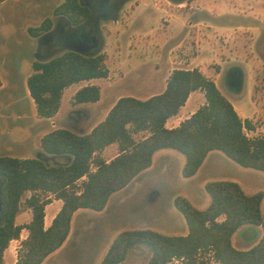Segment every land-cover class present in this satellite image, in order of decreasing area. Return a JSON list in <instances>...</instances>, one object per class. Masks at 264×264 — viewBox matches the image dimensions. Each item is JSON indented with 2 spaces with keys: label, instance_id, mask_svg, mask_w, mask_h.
Here are the masks:
<instances>
[{
  "label": "trees",
  "instance_id": "obj_1",
  "mask_svg": "<svg viewBox=\"0 0 264 264\" xmlns=\"http://www.w3.org/2000/svg\"><path fill=\"white\" fill-rule=\"evenodd\" d=\"M53 14L78 24L88 16L89 9L79 0H63ZM51 26L52 19L47 17L28 31L37 36ZM32 70L27 88L42 118L58 112L65 88L108 76L102 54L74 49L34 60ZM195 90L203 92L205 102L178 126L168 128L167 119L178 114ZM100 95L98 85L87 84L73 94L71 104L93 103ZM254 128L250 119L239 116L213 79L198 68H175L163 92L146 99L119 97L90 131L56 128L41 138L42 153L38 157L0 156V264H4L10 241L19 239L23 229L28 234L20 242L15 264H41L67 239L76 210H103L113 193L151 166L157 150L171 148L183 154L185 178L193 176L213 150L243 167L264 172V135L250 137L245 132ZM143 132L147 134L137 140L135 136ZM112 143H117L119 152L106 160L102 152ZM46 156L56 160L50 163ZM205 189L210 196L205 209L196 208L182 195L174 198L175 207L185 218L186 234L170 235L149 228L122 230L99 264H121L139 247L148 250L142 264H208L207 256L219 264H264V192L248 194L233 180L209 181ZM26 192L30 195L24 204L31 209L32 218L26 224H16ZM51 196L61 199L62 206L45 228V206L51 203ZM244 224L261 226L263 234L250 248L237 249L232 235Z\"/></svg>",
  "mask_w": 264,
  "mask_h": 264
},
{
  "label": "rangeland",
  "instance_id": "obj_2",
  "mask_svg": "<svg viewBox=\"0 0 264 264\" xmlns=\"http://www.w3.org/2000/svg\"><path fill=\"white\" fill-rule=\"evenodd\" d=\"M62 1L0 2V78L5 87L0 91V155L18 153L26 147L29 157H38L40 146L34 138L47 120L37 115L27 78L33 72L34 60H46L65 50L76 49L65 39L67 32L76 27H53L62 22L53 14ZM177 1L127 0L115 17L101 20V43L98 48L85 52L102 54L108 68L106 78H94L91 82L100 87V102L76 110L80 106H72L70 97L78 90V85L84 84H73L65 89L63 108L53 120L58 125L88 132L120 96L148 97L159 90L163 75L173 69L198 68L213 79L257 127L250 137L264 135V0ZM47 17H51L52 27L32 36L28 29L39 26ZM159 68L163 70L160 75L156 74ZM234 69L241 74L237 84L230 74ZM201 92L196 91L193 99L198 96L204 103ZM146 134L135 137L139 140ZM168 150L176 156L165 166L156 163L154 172L146 175L150 182H157L154 190L144 196L146 190L140 186L139 178L113 196L106 214H96L91 209L77 212L66 246L43 264H98L120 231L142 226V221L151 224L147 228L183 235L187 224L175 207L174 198L187 196L198 209H205L210 196L199 183L186 182L182 175L185 156L174 149ZM103 153L108 160L107 152ZM215 153L227 159L221 170L225 178L240 176L248 180L253 189L264 190V172L243 168L221 152ZM29 195L30 192H26L22 196L20 213L26 210L24 201ZM155 198L157 205L155 201L152 206L147 205ZM261 209L264 216V200ZM152 210H155L154 215H151ZM26 233L23 229L19 239ZM262 234L261 226L244 224L232 236L233 246L250 248ZM16 244L15 241L9 243L14 258H17ZM147 256L146 248H135L121 264H142ZM207 257L208 264H215ZM169 264H178V261Z\"/></svg>",
  "mask_w": 264,
  "mask_h": 264
},
{
  "label": "crops",
  "instance_id": "obj_3",
  "mask_svg": "<svg viewBox=\"0 0 264 264\" xmlns=\"http://www.w3.org/2000/svg\"><path fill=\"white\" fill-rule=\"evenodd\" d=\"M61 3V2H60ZM59 3V4H60ZM58 4V5H59ZM51 18V17H50ZM158 73H156V74H161L162 72H163V70L161 69V68H159V71H157ZM170 73H171V71L170 72H168L167 74H165V75H163V81H162V83H161V85L159 86L160 88H159V90L158 91H153L152 93H151V95L150 96H152V95H154V94H158V93H161V92H163L164 91V89H165V87H166V83H167V80H168V77H169V75H170ZM155 74V75H156ZM1 79V78H0ZM2 81V80H1ZM92 82V79H90V80H83V81H80V82H78V83H81V84H84V85H87V84H92L91 83ZM75 84H77V83H75ZM73 85V84H72ZM84 85H78V87L80 88V87H82V86H84ZM70 87V86H69ZM77 87V88H78ZM5 87H4V83H3V81H2V85L0 86V91L1 90H3ZM68 88V87H67ZM67 88H65V89H67ZM78 88V89H79ZM65 91V90H64ZM196 91H198V90H195V91H193V92H191L190 93V95H189V97H188V99H187V101L185 102V104L180 108V110H179V112H178V114H176V115H174V116H171L170 118H168L167 119V121H166V126L168 127V128H173V127H176V126H178L179 125V123L182 121V120H184L185 118H187V117H189L190 116V114H192L200 105H202L203 104V102H200V101H202V100H200L199 98H198V96L195 98V99H193L194 98V93L196 92ZM72 93V92H71ZM74 94V93H73ZM73 94L71 95V97H70V102H71V98H72V96H73ZM201 94H203V92H201ZM63 95H64V92H63ZM63 95H62V99H61V105H60V108H59V110H58V112L54 115V116H52V117H50V118H45L47 121V124H45V125H43L41 128H39L38 130H37V132H36V134H35V143L37 144V145H39L40 146V141H41V138L46 134V133H48V132H50V131H52V130H54V129H56V128H68V129H70V130H72V131H77V129L75 128V127H72V126H64V125H58L57 124V122L55 121V120H53V118H55L58 114H59V112L62 110V100H63ZM124 96H128V95H124ZM131 96V95H130ZM150 96H148V97H150ZM100 97H101V95H100ZM121 97V96H120ZM148 97H142V98H140V99H146V98H148ZM118 100V99H117ZM116 100V101H117ZM116 101H114L113 102V104L110 106V108L114 105V103L116 102ZM231 101V100H230ZM100 102V99L98 100V101H96V102H89V103H81V104H77V105H79L80 107H77L78 109H76V110H80V108H85L84 106H86L87 104H98ZM232 102V101H231ZM232 104H233V102H232ZM234 105V108L237 110V112H238V114H239V116L241 117V118H248L247 116H245V115H243L241 112H240V110L238 109V107L235 105V104H233ZM73 106V105H72ZM74 106H76V105H74ZM109 108V109H110ZM109 109L107 110V112L109 111ZM71 110H73V109H70V111ZM69 111V112H70ZM107 112H106V114H107ZM69 114V113H68ZM106 114H105V116H106ZM104 116V117H105ZM104 117L101 119V120H103L104 119ZM40 118H42V117H40ZM100 120V121H101ZM99 121V122H100ZM255 128L257 129V127L255 126ZM254 128V129H255ZM254 129H253V131H254ZM91 130V129H90ZM168 149H171V148H163V149H160V150H157L154 154H153V158H152V164H151V166L149 167V168H147V169H145V170H143L142 172H140L126 187H124L123 189H121V190H119V191H117V192H115V193H113L111 196H110V198H109V200H108V202H107V204H106V206H105V208L103 209V210H101V211H96L95 213L96 214H101V215H103V214H106V209L108 208V206H109V204H110V200L113 198V196H115L116 194H118L119 192H121L122 190H124V189H126V188H128L129 186H131L134 182H137L138 181V179H139V181L140 180H142L141 182H140V186L141 187H145V188H143V189H145L146 191H145V193H144V196L147 194V192L148 191H150L151 189L152 190H154L158 185H157V182L154 184V183H152V182H150V179L149 178H147L146 177V175H148L150 172L152 173V172H154V171H152L153 170V168H154V166H155V164L157 163V165H159L160 167H162V166H165L166 164H167V162L170 160V159H172L173 157H174V153L172 152V151H169ZM168 150V151H167ZM42 151V149H41V146H40V148L37 150V153H38V156L42 153L41 152ZM104 153L103 154H106V152H107V156H109L110 158L108 159V160H110V159H112L114 156H116L117 154H118V152H119V149H118V145H117V143H112V144H110L109 146H107L104 150ZM215 151H218V150H213V151H210L207 155H206V157H205V159H204V161H203V163L201 164V166L199 167V169L197 170V172L193 175V176H191V177H188V178H185V180H186V182H190V183H193V184H198L199 183V185H201V186H204L205 187V185H206V183L207 182H209V181H215V180H233V181H236V182H238L239 184H240V186L242 187V189L246 192V193H248V194H253V193H255V192H257L258 190H255V189H253L252 187H253V185L252 184H250V182L248 181V180H246V179H244V178H242V177H240V176H235V177H232V178H225L223 175V173L221 172V170H222V167H223V165L227 162L226 160L227 159H225V157H223V155H218L219 153H215ZM161 152V153H160ZM218 152H221V151H218ZM7 153H10V154H1L0 156H2V155H7V156H15V157H20V158H26V157H29L28 156V154H27V149H26V147L23 149V150H21V152H18V153H16V152H7ZM222 153V152H221ZM223 154V153H222ZM158 157V160L156 159L155 160V158H157ZM176 156V155H175ZM46 158L47 159H49L50 161H55L56 160V158L54 157V156H46ZM226 158H228L227 156H226ZM229 159V158H228ZM231 160V159H230ZM234 162V161H233ZM53 163V162H52ZM185 163V162H184ZM237 164V163H236ZM239 165V164H238ZM239 166H241V165H239ZM158 167V166H157ZM157 167H155V168H157ZM243 167V166H242ZM239 168V167H238ZM243 168H246V167H243ZM248 169H252V168H248ZM240 170H243V169H240ZM245 170V169H244ZM253 170H255V169H253ZM247 171H249V170H247ZM249 172H251V171H249ZM150 182V183H149ZM249 191H251V192H249ZM263 192H264V190H262ZM144 196L142 197V199L144 198ZM186 198L188 199V197L186 196ZM142 199H141V201H142ZM189 200V199H188ZM263 200H264V197H263ZM263 200H262V202H263ZM154 201H155V203H156V205H157V203H158V200H157V198H155L153 201H152V203L151 204H147V205H149V206H152V204L154 203ZM190 201V200H189ZM191 202V201H190ZM194 206H195V204L193 203V202H191ZM61 206H62V200L61 199H57V198H55V197H53L52 198V201H51V203H49V204H47L46 206H45V216H44V226H45V228H47L48 226H50V224H51V222H52V220H53V218H54V216L57 214V212L59 211V209L61 208ZM261 206H262V203H261ZM145 207V206H144ZM196 207V206H195ZM156 208V207H155ZM197 208V207H196ZM81 210H88V209H85V208H81V209H78V210H76L75 212H74V214H73V217H72V221H71V227H72V223H73V219H74V216H75V214L77 213V212H80ZM154 211L155 210H152V214L151 215H154ZM27 216H29V217H27ZM31 218H32V212H31V209H29V208H26V210L23 212V213H18L17 214V216H16V218H15V222H16V224H26V223H28L30 220H31ZM143 224V225H142ZM141 225L142 226H139V227H136V228H147V227H149L151 224H149V223H147V222H145V221H142V223H141ZM150 229V228H149ZM153 230V229H152ZM156 231V230H155ZM188 232V228H187V230H185V232H184V234H186ZM27 234L28 233H26V235L24 236V237H21V239H13V240H11L10 241V243L12 242V241H15V242H17V244L15 245V247L16 248H19V246H20V242H21V240H23L24 238H26V236H27ZM170 235H175V234H170ZM234 235V234H233ZM232 235V236H233ZM69 236H70V233H69V235H68V237H67V239L65 240V242L63 243V245L59 248V249H57L55 252H53V253H51V254H49L45 259H44V261L41 263V264H43L46 260H48V258H50V256H53V254H56V253H58V252H60L61 250H63L64 249V247L66 246V243H67V241H68V238H69ZM113 240V239H112ZM112 240H111V242H112ZM110 242V243H111ZM110 243H109V245H110ZM233 244V243H232ZM109 245H108V247H109ZM108 247H107V249H108ZM107 249L105 250V252L107 251ZM105 252L103 253V255L105 254ZM16 257L14 258V255H13V253H12V248L11 247H7L6 249H5V251H4V264H15V262H16ZM102 259V258H101ZM101 259H100V261H101ZM99 261V262H100ZM99 262H98V264H99Z\"/></svg>",
  "mask_w": 264,
  "mask_h": 264
},
{
  "label": "flooded vegetation",
  "instance_id": "obj_4",
  "mask_svg": "<svg viewBox=\"0 0 264 264\" xmlns=\"http://www.w3.org/2000/svg\"><path fill=\"white\" fill-rule=\"evenodd\" d=\"M126 1L127 0H79L81 4L87 6L89 9L88 16L78 24L70 23L67 19L59 17L62 22H59L53 27H76L77 29L67 32L65 37L66 42L72 47L81 49L84 52L94 50L98 48L101 43L99 31L101 27L100 21L115 17ZM93 37H97L98 39L97 44L94 46ZM230 74L237 84V79L241 76L240 72L234 69Z\"/></svg>",
  "mask_w": 264,
  "mask_h": 264
},
{
  "label": "water",
  "instance_id": "obj_5",
  "mask_svg": "<svg viewBox=\"0 0 264 264\" xmlns=\"http://www.w3.org/2000/svg\"><path fill=\"white\" fill-rule=\"evenodd\" d=\"M93 46L94 45H96L97 44V42H98V39H97V37H93ZM76 51H78V52H81V53H85L83 50H81V49H76ZM86 54V53H85ZM0 210H1V201H0Z\"/></svg>",
  "mask_w": 264,
  "mask_h": 264
},
{
  "label": "built area",
  "instance_id": "obj_6",
  "mask_svg": "<svg viewBox=\"0 0 264 264\" xmlns=\"http://www.w3.org/2000/svg\"><path fill=\"white\" fill-rule=\"evenodd\" d=\"M252 131H253V130H247V129H245V132H246V134H247L248 136H250L249 134L252 133ZM214 262H215V264H219V263L216 262V261H214Z\"/></svg>",
  "mask_w": 264,
  "mask_h": 264
}]
</instances>
